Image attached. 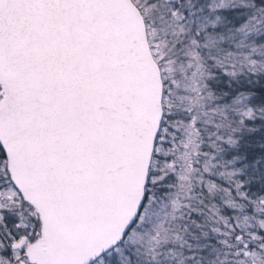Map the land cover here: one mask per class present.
Wrapping results in <instances>:
<instances>
[{"label":"snow or ice","instance_id":"6c2138e0","mask_svg":"<svg viewBox=\"0 0 264 264\" xmlns=\"http://www.w3.org/2000/svg\"><path fill=\"white\" fill-rule=\"evenodd\" d=\"M0 264H264V0H0Z\"/></svg>","mask_w":264,"mask_h":264}]
</instances>
